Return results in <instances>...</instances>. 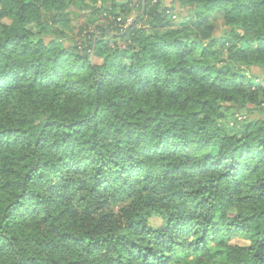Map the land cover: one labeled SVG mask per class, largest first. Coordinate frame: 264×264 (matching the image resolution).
<instances>
[{
  "label": "trees",
  "instance_id": "obj_1",
  "mask_svg": "<svg viewBox=\"0 0 264 264\" xmlns=\"http://www.w3.org/2000/svg\"><path fill=\"white\" fill-rule=\"evenodd\" d=\"M253 68L264 0H0V264H264Z\"/></svg>",
  "mask_w": 264,
  "mask_h": 264
},
{
  "label": "rangeland",
  "instance_id": "obj_2",
  "mask_svg": "<svg viewBox=\"0 0 264 264\" xmlns=\"http://www.w3.org/2000/svg\"><path fill=\"white\" fill-rule=\"evenodd\" d=\"M165 5L168 7L170 0H164ZM173 15L171 16V19H174V15L175 13H172ZM67 19L69 22V27L67 28H62V32L64 33V35L67 38H71V39H78L80 37L79 32L81 30H85L88 26V11L86 9L83 8H79L76 5L73 4H69L68 9H67ZM135 14L134 12L131 13L130 15V19L134 18ZM129 19V20H130ZM176 21V19L174 20V22ZM221 20H217V25L220 27L221 25ZM63 44H66V41L63 39L62 41ZM254 74L257 78H259L260 80L264 79V72L258 70L257 68H253L251 70V75ZM264 86V85H263ZM232 243H237V244H242L243 242L239 239H234L232 241ZM184 253H181L179 255L180 261H182L183 264L185 263H189L192 262L194 259L193 255L187 256V255H183Z\"/></svg>",
  "mask_w": 264,
  "mask_h": 264
}]
</instances>
